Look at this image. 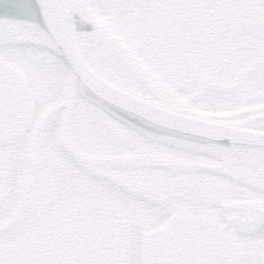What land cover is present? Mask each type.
Returning <instances> with one entry per match:
<instances>
[{
	"label": "snow or ice",
	"instance_id": "1",
	"mask_svg": "<svg viewBox=\"0 0 264 264\" xmlns=\"http://www.w3.org/2000/svg\"><path fill=\"white\" fill-rule=\"evenodd\" d=\"M0 264H264V0H0Z\"/></svg>",
	"mask_w": 264,
	"mask_h": 264
}]
</instances>
